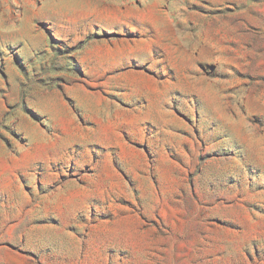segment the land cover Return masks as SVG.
Returning <instances> with one entry per match:
<instances>
[{"label":"rangeland","instance_id":"rangeland-1","mask_svg":"<svg viewBox=\"0 0 264 264\" xmlns=\"http://www.w3.org/2000/svg\"><path fill=\"white\" fill-rule=\"evenodd\" d=\"M0 264H264V0H0Z\"/></svg>","mask_w":264,"mask_h":264}]
</instances>
